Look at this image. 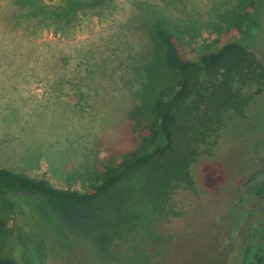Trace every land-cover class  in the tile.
<instances>
[{
  "label": "rangeland",
  "instance_id": "1",
  "mask_svg": "<svg viewBox=\"0 0 264 264\" xmlns=\"http://www.w3.org/2000/svg\"><path fill=\"white\" fill-rule=\"evenodd\" d=\"M236 0H0V165L84 190L85 173L119 137L152 59L154 29L172 22L212 41ZM37 9V11H36ZM31 12V15L27 14ZM257 27L237 38L264 60V0ZM198 193L178 189L181 216L161 229L172 249L159 264H244L264 236V93L234 117L194 167ZM18 264H85L81 240L46 201L13 193ZM264 239V238H263Z\"/></svg>",
  "mask_w": 264,
  "mask_h": 264
},
{
  "label": "trees",
  "instance_id": "2",
  "mask_svg": "<svg viewBox=\"0 0 264 264\" xmlns=\"http://www.w3.org/2000/svg\"><path fill=\"white\" fill-rule=\"evenodd\" d=\"M257 2L236 0L208 43L197 44L172 22L156 24L137 100L126 109L117 140L87 167L84 190L0 165V264H18L7 251L13 193L44 199L81 240L85 264H159L166 257L172 242L161 225L182 214L176 191L198 193L195 165L215 155L229 120L245 118L264 93V60L237 39L249 24L257 27ZM263 238L246 244L244 264H264Z\"/></svg>",
  "mask_w": 264,
  "mask_h": 264
}]
</instances>
